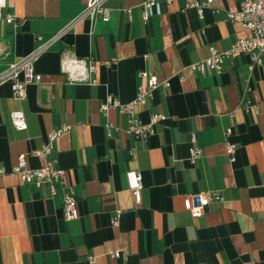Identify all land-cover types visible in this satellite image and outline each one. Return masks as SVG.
<instances>
[{
	"label": "crops",
	"instance_id": "obj_1",
	"mask_svg": "<svg viewBox=\"0 0 264 264\" xmlns=\"http://www.w3.org/2000/svg\"><path fill=\"white\" fill-rule=\"evenodd\" d=\"M145 1L108 0V20L80 15L89 0H15V23L3 8L0 75L41 48L33 61L42 76L26 98L14 97L10 78L0 81V264H264V54L253 68L248 55L227 59L220 72L188 67L211 44L225 50L251 35L228 17L241 0H213L203 16L184 8L188 0H159L148 19ZM91 58L97 69L81 78L62 67ZM141 69L172 80L137 108L146 121L154 111L167 115L146 139L127 133V114L101 110L108 93L135 98L146 82ZM16 110L26 127L14 124ZM64 124L70 128L53 154L77 189L73 219L65 218L61 190L53 195L11 170L21 154L30 167L44 165L35 151ZM228 127L239 144L235 160ZM192 133L202 148L196 159ZM132 168L144 174L139 203L128 183ZM209 190L225 199L192 216L186 195Z\"/></svg>",
	"mask_w": 264,
	"mask_h": 264
},
{
	"label": "built area",
	"instance_id": "obj_2",
	"mask_svg": "<svg viewBox=\"0 0 264 264\" xmlns=\"http://www.w3.org/2000/svg\"><path fill=\"white\" fill-rule=\"evenodd\" d=\"M108 0H89L85 9L80 14L81 16L90 15L91 18H102L108 20L110 18V10L106 5ZM159 0H146L143 3V12L145 13L144 18L148 19L149 9L155 5ZM171 2V0H168ZM213 0H188L185 3L186 7H196L199 10L200 16L205 13V8L212 4ZM15 0H0V27L1 20L3 19V8L7 11L4 14L7 22H16V16L9 10L14 7ZM130 11V9H129ZM80 16V17H81ZM228 17L233 21L243 22L246 28L251 31V35L237 39L233 44L222 50L216 45L211 44L209 49L211 52L201 58L189 64V68L198 72L216 71L220 72L226 64L227 59H233L241 55H248L250 68H253L255 64L262 62V55L264 54V0H241V6L239 9L229 8ZM75 20L70 22L71 25ZM68 25V26H69ZM66 26V28L68 27ZM1 41V39H0ZM41 49V48H40ZM38 49L34 55L40 50ZM27 58L25 60H14L10 62L9 69L5 74L0 75V81L5 78L12 80V89L14 97L26 98L28 95V84L31 82H38L41 80V73L36 70L33 58ZM63 69L68 70L70 79L81 78V75L86 76V72L95 71L97 65L94 59L89 61H83L80 59L63 60ZM138 74L146 79L142 85L138 88V94L135 98L128 102L121 101L114 93H108L107 96L101 102V110L106 113L110 109H118L121 113L129 116L130 122L126 127L127 133L135 138L146 139L150 134L153 133L155 123L167 119V115L161 111H154L151 115V120L146 121L137 114V108L145 105L150 99L153 98L155 90L159 86L169 87L171 84V78H160V76L149 69H141ZM249 108V105L247 106ZM258 108V106H256ZM12 120L18 128H24L28 125L25 119L23 110H16L12 112ZM70 128L69 124H64L61 127H56L50 130L47 134V139L43 145L35 151L37 155L45 160V164L39 167H30L25 154L19 156L17 164L12 166V172L19 174L24 182H32L37 186L47 185L50 192L53 195H57L59 191L62 192V202H64V215L66 219H73L79 216L78 210V197L76 188L71 187L68 184L66 169L59 166L58 158L53 154L55 150V141L64 131ZM233 131L231 127L227 128L226 142L227 152L231 156V160L237 158L236 150L238 148V142L230 138V134ZM191 143L193 144L190 148L191 157L198 158L202 153L200 143H198L197 135L192 133ZM0 172H5V168L1 167ZM128 183L130 190L132 191L134 198L139 203L142 201V188L143 183V172L132 168L127 171ZM225 196L218 190L209 191H193L186 195L185 207L192 212V216H199L206 210V206L213 200H224ZM118 214L114 216L113 223L118 224L121 210H118ZM114 256L122 255L120 250L114 251Z\"/></svg>",
	"mask_w": 264,
	"mask_h": 264
},
{
	"label": "water",
	"instance_id": "obj_3",
	"mask_svg": "<svg viewBox=\"0 0 264 264\" xmlns=\"http://www.w3.org/2000/svg\"><path fill=\"white\" fill-rule=\"evenodd\" d=\"M129 153H130L129 150H126V151H125V154H126V155H129Z\"/></svg>",
	"mask_w": 264,
	"mask_h": 264
},
{
	"label": "rangeland",
	"instance_id": "obj_4",
	"mask_svg": "<svg viewBox=\"0 0 264 264\" xmlns=\"http://www.w3.org/2000/svg\"><path fill=\"white\" fill-rule=\"evenodd\" d=\"M4 37L3 35L0 36V38Z\"/></svg>",
	"mask_w": 264,
	"mask_h": 264
}]
</instances>
